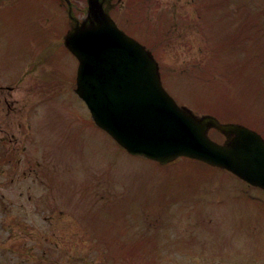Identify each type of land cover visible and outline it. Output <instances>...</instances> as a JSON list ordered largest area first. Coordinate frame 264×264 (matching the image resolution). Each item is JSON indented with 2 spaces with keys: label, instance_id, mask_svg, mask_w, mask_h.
<instances>
[{
  "label": "rangeland",
  "instance_id": "obj_1",
  "mask_svg": "<svg viewBox=\"0 0 264 264\" xmlns=\"http://www.w3.org/2000/svg\"><path fill=\"white\" fill-rule=\"evenodd\" d=\"M69 1L0 0V264H264L261 191L248 200L197 161L129 156L91 124L59 45L68 11H86ZM109 13L178 105L264 136V0H113Z\"/></svg>",
  "mask_w": 264,
  "mask_h": 264
},
{
  "label": "water",
  "instance_id": "obj_2",
  "mask_svg": "<svg viewBox=\"0 0 264 264\" xmlns=\"http://www.w3.org/2000/svg\"><path fill=\"white\" fill-rule=\"evenodd\" d=\"M104 0H87V19L65 38L77 58L76 93L96 125L129 154L164 165L187 157L225 169L264 190V140L253 130L196 118L163 90L157 65L103 12ZM215 128L228 136L218 144Z\"/></svg>",
  "mask_w": 264,
  "mask_h": 264
},
{
  "label": "trees",
  "instance_id": "obj_3",
  "mask_svg": "<svg viewBox=\"0 0 264 264\" xmlns=\"http://www.w3.org/2000/svg\"><path fill=\"white\" fill-rule=\"evenodd\" d=\"M258 47H260V46H258ZM246 49V48H245ZM259 49H263V47L261 46V48H259ZM263 51V50H262ZM238 51L237 50H234V52L233 53H237ZM245 52H246V50H245ZM244 52V53H245ZM244 68H246L247 67V65H248V63H246V65H245V62H244ZM263 68H264V66H263ZM249 70V69H248ZM261 72V70L260 71H257V73L255 74L258 78L260 77V79H261V77H264V73H260Z\"/></svg>",
  "mask_w": 264,
  "mask_h": 264
}]
</instances>
